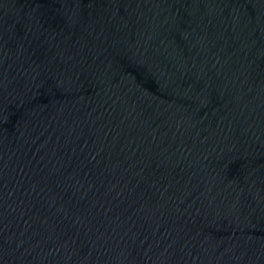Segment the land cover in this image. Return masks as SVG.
<instances>
[{
	"label": "water",
	"instance_id": "1",
	"mask_svg": "<svg viewBox=\"0 0 264 264\" xmlns=\"http://www.w3.org/2000/svg\"><path fill=\"white\" fill-rule=\"evenodd\" d=\"M0 264H264V0H0Z\"/></svg>",
	"mask_w": 264,
	"mask_h": 264
}]
</instances>
